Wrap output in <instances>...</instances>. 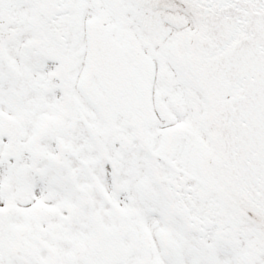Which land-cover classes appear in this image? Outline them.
Returning <instances> with one entry per match:
<instances>
[{"label":"snow or ice","instance_id":"obj_1","mask_svg":"<svg viewBox=\"0 0 264 264\" xmlns=\"http://www.w3.org/2000/svg\"><path fill=\"white\" fill-rule=\"evenodd\" d=\"M0 264H264V0H0Z\"/></svg>","mask_w":264,"mask_h":264}]
</instances>
